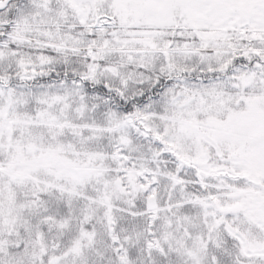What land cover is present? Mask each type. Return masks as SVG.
<instances>
[{
	"label": "snow or ice",
	"instance_id": "6c2138e0",
	"mask_svg": "<svg viewBox=\"0 0 264 264\" xmlns=\"http://www.w3.org/2000/svg\"><path fill=\"white\" fill-rule=\"evenodd\" d=\"M0 264H264V0H0Z\"/></svg>",
	"mask_w": 264,
	"mask_h": 264
}]
</instances>
